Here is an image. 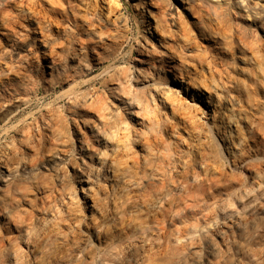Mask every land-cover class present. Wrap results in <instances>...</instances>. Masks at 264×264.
I'll use <instances>...</instances> for the list:
<instances>
[{
  "label": "bare ground",
  "instance_id": "obj_1",
  "mask_svg": "<svg viewBox=\"0 0 264 264\" xmlns=\"http://www.w3.org/2000/svg\"><path fill=\"white\" fill-rule=\"evenodd\" d=\"M116 1L0 0V38L28 22L44 60L0 64V134L18 121L0 143V264H264V201L231 211L264 186V0H133L132 66L83 80L128 37ZM40 88L66 104L31 119Z\"/></svg>",
  "mask_w": 264,
  "mask_h": 264
},
{
  "label": "rangeland",
  "instance_id": "obj_2",
  "mask_svg": "<svg viewBox=\"0 0 264 264\" xmlns=\"http://www.w3.org/2000/svg\"><path fill=\"white\" fill-rule=\"evenodd\" d=\"M116 2H117L116 3L117 7L119 6L120 8L118 7V10H116V12H114V14H117L118 18L120 17V20L121 19H126L127 20V29L124 30V31L122 29L121 31H122V33H125V32H126V34L128 33L127 34V36H128L127 38L128 39L126 38V40H124V44L122 45V48L121 47L119 49H118V47L117 48H113L114 49L113 56H115L114 57L115 61H112L113 63L110 62L108 64H104L103 65L104 67H102V69H100L98 71H95V72H93V73H91V74H89L87 76H83V78H82L83 80L101 82L104 78H106L105 76H108V75H106V73L108 71L113 70L114 67L115 68L117 67L119 69H120V67L121 68H124V67L129 68V67H131L134 58L137 56L136 55V51H135L136 43H138V42H142L143 43L142 38L144 36V26L142 25L141 17H140V15L138 13V10H135V8H134L133 0H117ZM82 7L80 6L78 8V11H79L80 14L83 15L85 9H84V7L83 8ZM250 21H252V18H250L249 22ZM22 26H24V28L26 27V30H24V33L26 34V36H25V34L19 36L20 38L21 37H23V38H21V39L19 38L18 39L17 44L15 43L16 47L15 46L14 47L13 46L10 47L8 45V42L3 40V38L2 39L0 38V43L2 44L1 47L2 48H6V54H4L5 51L3 53H1V57L2 58H0L1 59L0 64H1V66H3V64H8V67H13L11 65L15 64V66L17 65L16 66L17 68L14 66L15 69L21 70V71H24V70L30 71L29 69L33 68V69H31L30 72L35 74V72H34L36 70V68L34 69V67H35V58L38 57L40 65H43V62H44L43 54H42L43 50H41L42 48L39 47V44H36V43H34L32 41L34 35L31 32V24L28 23V22H23ZM119 26H120V24H119ZM27 29L29 30V32H28ZM29 36H32V37H29ZM21 40L24 41V42L21 43L20 42ZM26 46L30 48L29 51L31 53L30 52L28 53L27 50H25V49H29ZM116 49H118V50H116ZM0 50H1V48H0ZM27 53H28V55H27ZM2 54H3V56H2ZM17 54H20L22 56V59H23V57L24 58L26 57L27 60H24V59L21 60L20 58L17 59V57H18ZM23 54H24V56H23ZM204 55L205 54L203 53L202 50H199V49L194 50L192 52V55H190L193 58L192 62L190 63V66L193 65V64L194 65H198L199 64L198 62H200L205 57H207L206 55L205 56ZM13 57H14V59H13ZM3 58H6V60L5 59H4L5 61L2 60ZM198 58H200V59H198ZM17 60H18L19 63L17 62ZM204 60H206V59H204ZM12 63H14V64H12ZM20 64H21V68H20ZM108 65L111 67V69L109 68V70H107V72H104ZM5 66L7 67V65H5ZM24 66H26V67H24ZM22 68H23V70H22ZM255 75L257 76V78L260 77V79H258V82L255 83L254 86H251V89L254 88V87L255 88L258 87V88H256V91H255V89H252V90H254V92L258 91L257 93L260 95V97L259 96H257V97H258L259 102H261V101H264V82L261 79L260 72L255 73ZM260 81H262L263 83L260 82ZM258 83H260L261 85L258 84ZM256 84H258V85L256 86ZM84 89L85 88H82L81 90H84ZM63 90L64 89L57 88L56 91H54L53 93L45 94L42 91V89L40 88L37 91L38 93H36L37 94L36 96L33 95L32 97H30L31 98V102L28 105H22L20 107V109L22 111H24L26 114H32V117L30 116L31 119L37 118L40 114L46 113L48 110H50V108H52V109L54 108L56 111H59V110L61 111V109L62 110L64 109V106L66 104L65 103L66 102V99H65L66 96L62 95V93H64ZM78 90H79V88H78ZM261 104L264 105V102H261ZM24 106H27V107L25 108ZM202 107H204L203 104H202ZM243 108L247 112V108L246 107H243ZM242 111H243V109H242ZM36 115H38V116H36ZM208 117H210V116H208ZM22 119L23 118H20V120H22ZM16 124H18V121H13L11 124H9V126L7 125L6 129H8V131L6 133H4V134H3V132L0 134V143L8 135H12L13 129H12L11 126H16ZM214 144H215L217 152L219 154H222L223 152H222V150L220 151V149H221L220 146H217V145H219L217 143V141H216V143L214 142ZM260 201H264V186H260V188L257 191H255L254 193L249 195L247 198L242 199V201H240L236 205H234V207L232 208L231 211H234V213L243 211L247 206L250 207L253 203H259ZM229 218H230L229 214L228 215L225 214V215L222 216V220L223 219L227 220Z\"/></svg>",
  "mask_w": 264,
  "mask_h": 264
}]
</instances>
